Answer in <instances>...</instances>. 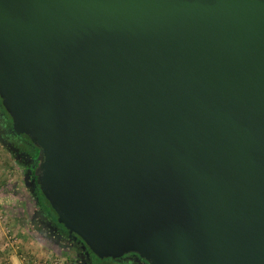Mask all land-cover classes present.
Masks as SVG:
<instances>
[{
	"label": "water",
	"instance_id": "obj_1",
	"mask_svg": "<svg viewBox=\"0 0 264 264\" xmlns=\"http://www.w3.org/2000/svg\"><path fill=\"white\" fill-rule=\"evenodd\" d=\"M0 98L88 255L264 264V0H0Z\"/></svg>",
	"mask_w": 264,
	"mask_h": 264
},
{
	"label": "rangeland",
	"instance_id": "obj_2",
	"mask_svg": "<svg viewBox=\"0 0 264 264\" xmlns=\"http://www.w3.org/2000/svg\"><path fill=\"white\" fill-rule=\"evenodd\" d=\"M22 176L21 166L13 154L0 143V184H10L7 189L11 195L15 194L14 197L10 196L7 205L0 201V226L3 229L0 228V264H9L6 263L9 256L7 252L4 253L3 248H16L15 253L20 258L17 264H23V259L36 260L39 264H73L75 251L71 246H56L40 233L37 222L32 219L36 202L25 188ZM11 219H16L21 228L16 224V227H12L14 222ZM26 240L33 248H25ZM105 264L114 263L106 261Z\"/></svg>",
	"mask_w": 264,
	"mask_h": 264
},
{
	"label": "flooded vegetation",
	"instance_id": "obj_3",
	"mask_svg": "<svg viewBox=\"0 0 264 264\" xmlns=\"http://www.w3.org/2000/svg\"><path fill=\"white\" fill-rule=\"evenodd\" d=\"M12 119L2 105L0 98V143H12L18 148V151L12 152L8 149L17 160L22 169V178L25 188L31 196H36L39 200V184L35 180V170L39 163V149L35 146L25 134H18L12 131ZM42 192V191H41ZM40 229V233L51 240L56 246L69 247L75 251V260L73 264H105L109 261L114 264H149V262L135 252H127L119 257L99 258L92 252L88 255L82 247V240L75 235H69L68 231L62 224L57 222V215L45 203L36 202V210L32 216ZM105 259V260H103Z\"/></svg>",
	"mask_w": 264,
	"mask_h": 264
},
{
	"label": "crops",
	"instance_id": "obj_4",
	"mask_svg": "<svg viewBox=\"0 0 264 264\" xmlns=\"http://www.w3.org/2000/svg\"><path fill=\"white\" fill-rule=\"evenodd\" d=\"M2 173V172H1ZM9 185L10 184H0V201L2 202V203H5L6 205H7V203L9 202V199H10V196H12V197H14L15 196V194H12L11 195V193L8 191V187H9ZM8 191V193H5L6 191ZM11 221L12 222H14L11 226L12 227H16L14 224H16L18 227H20L21 228V226L19 225V223L16 221V219H11ZM0 228H1V226H0ZM2 229V228H1ZM9 228H6V230H8ZM3 230V229H2ZM0 232H1V230H0ZM31 241V240H30ZM29 242V241H28ZM27 242V240L25 241V244L27 245V246H25V248L26 247H28V248H30L31 249V247L32 246H30V242L28 243ZM22 243H24L23 241H22ZM1 247V246H0ZM28 248H26V249H28ZM33 248V247H32ZM2 249V248H1ZM4 250V253H6L7 252V254H8V260H7V262L6 263H9V264H17L19 261H20V258H19V256L17 255V253H15V251H16V248H14L13 250H8V249H5V248H3ZM32 251H35V250H32Z\"/></svg>",
	"mask_w": 264,
	"mask_h": 264
},
{
	"label": "trees",
	"instance_id": "obj_5",
	"mask_svg": "<svg viewBox=\"0 0 264 264\" xmlns=\"http://www.w3.org/2000/svg\"><path fill=\"white\" fill-rule=\"evenodd\" d=\"M28 137V136H27ZM39 195H40V197H39V200H36L37 198H36V196L34 195V199H35V202H37V203H39V202H41V203H43V205H44V203L52 210V211H54L53 209H52V207H51V205L49 204V202H48V200L46 199V197L44 196V194L41 192V190H39ZM105 260V259H104Z\"/></svg>",
	"mask_w": 264,
	"mask_h": 264
},
{
	"label": "built area",
	"instance_id": "obj_6",
	"mask_svg": "<svg viewBox=\"0 0 264 264\" xmlns=\"http://www.w3.org/2000/svg\"><path fill=\"white\" fill-rule=\"evenodd\" d=\"M2 218V216L0 215V219ZM23 264H39L36 260L33 261H27L25 259L22 260Z\"/></svg>",
	"mask_w": 264,
	"mask_h": 264
}]
</instances>
